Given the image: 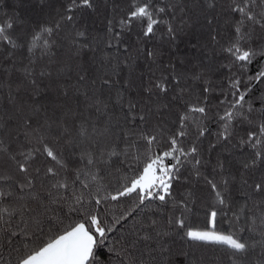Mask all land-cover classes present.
<instances>
[{"label": "snow or ice", "instance_id": "obj_1", "mask_svg": "<svg viewBox=\"0 0 264 264\" xmlns=\"http://www.w3.org/2000/svg\"><path fill=\"white\" fill-rule=\"evenodd\" d=\"M0 264H264V0H0Z\"/></svg>", "mask_w": 264, "mask_h": 264}]
</instances>
